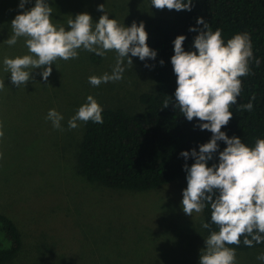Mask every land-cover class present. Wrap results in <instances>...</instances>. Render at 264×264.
<instances>
[{"label":"rangeland","instance_id":"374dc122","mask_svg":"<svg viewBox=\"0 0 264 264\" xmlns=\"http://www.w3.org/2000/svg\"><path fill=\"white\" fill-rule=\"evenodd\" d=\"M18 4L0 0V213L13 219L23 237L21 253L9 264H198L208 234L202 211L191 216L182 210L186 177L157 192L131 194L91 184L76 171L85 122L76 128L67 122L86 97L92 95L102 108L139 111L140 96L157 89L153 73L133 57L123 79L94 87L88 77L111 73L115 52L94 62L97 55L78 50L76 58L54 61L47 81L42 69H35L17 88L2 61L28 54L23 38L13 46L3 43L11 35V21L23 11ZM49 4L53 22L65 26L83 12L94 23L103 15L99 4L125 26L173 16V9H157L150 0ZM51 108L64 117L61 129L45 119ZM235 251V264H262L257 256L264 248Z\"/></svg>","mask_w":264,"mask_h":264},{"label":"clouds","instance_id":"9594fccd","mask_svg":"<svg viewBox=\"0 0 264 264\" xmlns=\"http://www.w3.org/2000/svg\"><path fill=\"white\" fill-rule=\"evenodd\" d=\"M31 0H19V12L11 21V35L3 43L13 46L18 38L24 39L28 54L4 57V70L10 73V81L17 88L26 85L35 69H42L41 78L47 81L52 65L58 58H76L78 50H85L103 57L108 51L115 52V64L111 73L88 77L92 86L123 79L133 57L145 61L155 59L157 51L147 44L148 33L141 21L131 26L110 18L105 4L97 10L103 12L93 23L87 12L78 13L68 19L66 26L54 23L49 0H35L34 6L26 8ZM157 9L167 8L191 11L193 0H150ZM197 25L189 31L199 34L194 37L192 48L183 47L185 35L173 40L174 54L170 58L176 76L174 92L175 107L183 116L192 121L197 118L196 127L211 132L210 139L191 151H181L185 161L194 159L190 166L185 163L187 187L182 190L181 207L185 214L200 213L205 203L210 206L211 222L218 231H210L204 238L198 264H235L236 251L229 245L264 243V139H257L249 147L236 135L229 136L222 127L233 115L230 106L238 110L251 111L252 96L249 102L237 105L241 93V77L250 73V61L256 66L260 59L253 56L251 36L248 32H238L226 42L219 28L213 31L203 17H198ZM130 54V55H129ZM163 65L164 61L159 62ZM148 66L147 64L145 65ZM165 101V107L168 106ZM103 108L98 101L88 95L75 114L68 120L69 128H76L78 121L103 123ZM53 128L61 129L63 115L55 108L48 110L45 117ZM3 133L0 132V135ZM224 142L226 147L219 150ZM218 153V160L209 166V161ZM203 228H209L202 222ZM264 264V253L257 256Z\"/></svg>","mask_w":264,"mask_h":264},{"label":"trees","instance_id":"16d2710c","mask_svg":"<svg viewBox=\"0 0 264 264\" xmlns=\"http://www.w3.org/2000/svg\"><path fill=\"white\" fill-rule=\"evenodd\" d=\"M198 17H203L209 27L221 30L226 42L238 32H248L251 36L253 56L260 59L257 67L250 61V73L241 77V93L237 105L249 102L252 96L251 111L233 112L228 124L222 127L230 137L236 135L242 142L253 147L257 139H264V0H193L191 11L173 9L172 17H152L145 24L148 33L147 44L157 51L156 58H146L147 70L156 79L157 89L140 96L142 109L128 111L125 108H103V123L85 122L84 134L76 157V171L91 184H97L116 192L131 194L151 193L162 190L186 177L183 165L189 166L194 159L187 161L180 156L181 151L199 150L198 146L211 137L208 130L196 127L197 118L188 121L175 107L174 92L176 76L170 62L173 40L185 35L184 49L192 48L198 31ZM99 62L98 56H93ZM163 60L161 65L159 62ZM165 101L168 106L165 107ZM220 144L222 151L226 145ZM218 153L209 161V166L217 162ZM207 234L218 231L211 222L210 206L205 203L202 209ZM229 245L241 251L264 248V243L247 247L243 244ZM23 237L16 223L9 216L0 213V264H9L21 253Z\"/></svg>","mask_w":264,"mask_h":264}]
</instances>
